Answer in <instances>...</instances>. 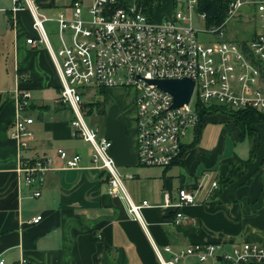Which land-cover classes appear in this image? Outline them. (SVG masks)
Masks as SVG:
<instances>
[{"label":"built area","instance_id":"2783aa9c","mask_svg":"<svg viewBox=\"0 0 264 264\" xmlns=\"http://www.w3.org/2000/svg\"><path fill=\"white\" fill-rule=\"evenodd\" d=\"M119 0H72L46 17L39 0H13L9 9L15 27V12L26 9L38 39L26 38L33 48L43 43L57 71L61 90L58 102L73 113L70 127L73 135L92 147L91 165L105 170L109 176L110 195L126 199L128 212L139 218V210L150 206L148 201L135 205L127 197L122 176L108 154L111 142L84 121L81 95L87 85L97 89H124L135 92L134 125L137 164L141 167L168 168L178 157L187 131L197 126L198 115L192 100L205 105L218 104L233 109L248 108L264 112V0H230L225 22L206 26L205 14L198 12V0H170L172 12L155 21L147 16L141 0L127 7H118ZM47 6L52 7L51 4ZM249 10L252 20L259 23L250 39L235 41L226 38L225 26L240 11ZM54 21L59 31L60 47L55 50L48 41L44 21ZM200 24L195 28L193 22ZM188 78L194 87L189 103L171 107L172 95L148 80ZM23 76L15 75L11 91L16 102V118L10 126V138L16 143L18 167L24 186L35 188L31 197H39L47 174L54 169L48 155L26 156L34 141L28 114L32 95L17 86ZM85 88V89H84ZM196 106V104H195ZM55 155L62 161L60 169H79L81 156L57 148ZM218 188V181H208L195 190L180 189L172 206L176 213L174 225L185 219L180 209L204 202ZM41 217L33 219L38 223ZM190 243L173 249L153 245L159 264H264V244L252 241ZM30 264L20 257L8 263Z\"/></svg>","mask_w":264,"mask_h":264},{"label":"crops","instance_id":"0c3cea01","mask_svg":"<svg viewBox=\"0 0 264 264\" xmlns=\"http://www.w3.org/2000/svg\"><path fill=\"white\" fill-rule=\"evenodd\" d=\"M39 3L46 4L42 11L53 9L55 14L61 8H54L55 0ZM51 3L52 7L47 6ZM9 9L0 7V12L7 14V28L13 30L15 40L11 83L8 87L0 83V257L8 263L22 257L30 264H159L153 245L175 249L190 243L220 241L216 232L218 213L233 224L231 235H240L238 242L264 244V149H259V144L251 158L248 155L241 159L235 153L220 158L225 129L217 124L221 128L207 136L206 127L203 129L200 137L204 146L199 142V146L187 149L181 163L170 168L141 167L137 164L134 140V101L123 103V110L131 105L130 111L120 115V126L108 119V132L102 136L111 142L108 154L116 169L122 176H132L123 180L127 197L135 205L145 201L150 204L139 210V218L135 217L128 212L125 198L108 193V173L92 167V151H80L79 137L73 135L70 127L73 113L57 99L61 84L48 50H37L24 40L30 36H24L20 22L30 18V13L25 9L15 12L12 28ZM16 74L23 76L17 86L32 95L28 114L34 119V141L25 155H48L54 159V169L47 174L37 198L31 197L35 188L24 186L21 181L16 143L10 138V126L17 116L11 93ZM112 90L116 94L122 92ZM99 109L104 113V105ZM57 148L80 155V168L60 169L62 161L55 155ZM231 168L240 169L237 173L245 175L231 177L234 182L222 186ZM256 170L257 174L250 177ZM210 180L220 181L221 202L181 208L185 219L174 225L176 210L165 206V195L173 204L178 190H195ZM38 216L40 221L34 223ZM232 238L233 235L221 241Z\"/></svg>","mask_w":264,"mask_h":264},{"label":"rangeland","instance_id":"374dc122","mask_svg":"<svg viewBox=\"0 0 264 264\" xmlns=\"http://www.w3.org/2000/svg\"><path fill=\"white\" fill-rule=\"evenodd\" d=\"M70 0H55L54 8H59L64 5H66ZM1 4L0 7H3L5 9L11 8L12 6V0H0ZM153 9V19L154 20H161L163 17L162 15H167V13L172 12V3L168 0L163 5H160V0H155L152 4ZM26 10V9H25ZM27 11V10H26ZM46 15V17H53L55 16V11L47 10L43 11ZM5 13L0 12V83L1 86H7L9 83H11V63H12V47H13V30L10 28H7V18ZM249 10H242L239 12V14L230 20H228L226 26H225V36L229 40H245L250 39L253 35L254 29L259 27V23L252 20ZM31 18V16H30ZM29 17L23 18L20 22V28H22L24 36L29 35L30 37L34 39H38V36L36 32L33 30L32 27V18ZM193 26L195 28L200 27V24L195 22L194 20ZM43 27L46 30L48 41L50 42L52 48L57 50L60 47V41H59V31L58 27L56 26V23L52 21H44ZM18 40V39H17ZM22 41V38H19V42ZM25 40V39H24ZM40 47H45L43 43H40L38 45L37 50H39ZM46 48V47H45ZM59 80V79H58ZM85 89V88H84ZM113 90H109L107 92L103 91L101 88H96L94 85H87L86 89L83 91V94L81 95L82 98V104L86 109L82 108V113L84 117V121L87 124V126L90 129L97 131V136H102L106 131L108 132V126H106V123L108 119L110 122L114 124H118L120 126L122 120L121 116L123 113H127L131 109V105L127 107V109L123 110V103L129 101L135 102V92L132 88L126 87L122 89V92L120 93H112ZM196 104V98L192 100V106L195 107ZM100 105H104V113L100 112ZM133 105V103H132ZM107 115V116H106ZM215 116V115H214ZM124 117V116H123ZM225 117V116H224ZM211 119H214L213 117ZM228 126L225 127L223 123H221V126L224 129H228V133L224 131V139L220 140L222 142V154L220 158H224L232 153H235L239 158L244 159L248 158L249 155V149L252 145V142H256V149L259 144V149H264V126H259L256 130L254 129V132H252V136H249L248 134L245 135L243 140L237 141L233 137L235 136V131L233 132V123L228 121ZM218 123H209L206 126V135L208 132H211L212 130H218L221 127L217 125ZM78 139V147L80 151L82 152H91L92 147L88 142L82 141V139ZM193 130L187 131L186 135L183 137V143L189 144L193 141ZM217 137L215 134V139L212 138V142H216ZM204 143V139L201 141L200 139V146H202ZM198 145V146H199ZM204 146V145H203ZM254 149V153L257 152V150ZM254 156V155H253ZM240 169L235 170L234 168H231L230 171H228L229 176L225 178V180H222V186L224 185H230L234 180H231V177L237 178V176H244L245 172L243 173H237V171ZM206 202H199L197 205L205 204ZM207 204V203H206ZM187 207V206H186ZM184 208V207H183ZM216 222H214L215 224ZM218 223L219 228L216 232H219L220 241L223 239H226L227 237H232V242H236L240 239V235L234 236V234L231 235L232 231L234 230L233 224L227 223V221H224L222 218V214L218 213ZM223 242H229V241H223ZM231 242V243H232Z\"/></svg>","mask_w":264,"mask_h":264},{"label":"trees","instance_id":"16d2710c","mask_svg":"<svg viewBox=\"0 0 264 264\" xmlns=\"http://www.w3.org/2000/svg\"><path fill=\"white\" fill-rule=\"evenodd\" d=\"M155 0H141L142 6L147 9V16L151 19L153 17L152 4ZM168 0H160V5H163ZM170 1V0H169ZM230 0H198L197 8L198 12L205 14V24L206 26H220L225 21L228 10V2ZM133 0H119L118 7L124 8L130 5ZM195 109L198 115V124L193 129V141L189 144L182 143L180 145V151L178 157L172 162L168 167L170 168L173 164L181 163L183 155L186 153V150L193 148L199 144L201 139V134L203 129L209 123H223L225 127L228 126V121L233 123V131L235 130L236 135L238 136L237 141L243 140L246 134L252 136L254 129L256 130L259 126H264V112L255 111L248 108L242 109H233L231 107L221 106L218 104L205 105L202 103H196ZM215 115V116H214ZM225 116V117H224ZM214 119H211V118ZM229 128L225 129L228 133ZM254 149H256V142H252L250 146L249 158L254 155ZM249 160V159H248ZM259 170H256L250 177H253L257 174ZM219 181V180H218ZM251 179L248 183H251ZM221 185L220 181L218 182V188L211 193V196L205 202L208 204H213L214 200H217L216 203L221 202Z\"/></svg>","mask_w":264,"mask_h":264},{"label":"water","instance_id":"95a60500","mask_svg":"<svg viewBox=\"0 0 264 264\" xmlns=\"http://www.w3.org/2000/svg\"><path fill=\"white\" fill-rule=\"evenodd\" d=\"M149 84H154L165 93L172 95L173 103L171 107H181L189 103L192 97L194 82L191 79H169V80H148Z\"/></svg>","mask_w":264,"mask_h":264}]
</instances>
